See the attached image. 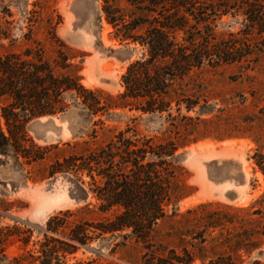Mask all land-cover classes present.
Segmentation results:
<instances>
[{
  "label": "trees",
  "instance_id": "trees-1",
  "mask_svg": "<svg viewBox=\"0 0 264 264\" xmlns=\"http://www.w3.org/2000/svg\"><path fill=\"white\" fill-rule=\"evenodd\" d=\"M101 4L115 36L142 50L141 58L122 76L123 92L116 98L80 84L67 46L54 34L48 39L54 56L47 58L38 41L32 42L35 48L20 53L8 51L3 41L11 48L14 40L0 27V155L7 157L12 148L16 162L44 161L46 150L28 144L25 127L35 119L64 113L69 108L67 95L80 100L91 116L130 108L143 115H165L167 127L161 138L134 132L129 136L127 129L103 143L93 132L91 143H82L79 153L55 160L48 176L69 180V196L78 203L92 195L104 218L75 220V213L61 212L47 221L36 253L11 260L5 248L16 232L0 227V264H66L79 248L116 238L122 242L115 247L126 249L123 259L129 264H243L230 253L246 250L247 244L231 249L222 233L211 237L232 223L225 214L209 211L210 204L176 214L175 206L189 188L180 182L181 169L175 162L179 150L213 133L210 126L220 129L200 119L208 109L199 74L234 65L252 71L264 59V0H101ZM227 17L239 30L217 34L218 23ZM24 38L31 41L30 35ZM197 107V116H189ZM83 210L90 212L88 205Z\"/></svg>",
  "mask_w": 264,
  "mask_h": 264
},
{
  "label": "rangeland",
  "instance_id": "rangeland-1",
  "mask_svg": "<svg viewBox=\"0 0 264 264\" xmlns=\"http://www.w3.org/2000/svg\"><path fill=\"white\" fill-rule=\"evenodd\" d=\"M101 5V0H0V27L8 29L14 40L11 48L9 41L3 45L20 53L35 48L32 42L38 41L48 58L54 56L48 41L54 34L67 46L80 84L116 98L123 92L122 76L141 58L142 50L115 36ZM221 23L217 34L239 30L229 17ZM25 35H30L31 41ZM198 79L208 109L200 119L212 121L220 129L210 126L213 133L209 137L176 153L179 180L189 188L175 206L176 214L210 204L209 211L225 214L232 222L211 237L222 233V239L230 240L231 249L244 242L246 250L242 247L233 254L227 252L243 264H264V59L252 71L234 65L205 70ZM66 102L69 108L64 113L35 119L25 127L28 144L46 150L44 161L16 162L12 148L7 157L0 155V227L16 232L5 248L10 260L36 253L47 221L61 212L75 213V220L104 218L92 195L85 203H78L69 196V180L61 175L48 176V167L55 160L79 153L82 143H91L93 132L96 141L103 143L127 129L131 130L129 136L134 132L139 137L161 138L167 127L165 115H143L117 107L105 115L91 116L74 96L67 95ZM198 110L188 115L195 118ZM87 205L90 212L83 210ZM167 211L170 215L172 206ZM120 242L118 238L95 240L67 257L66 264H129L123 259L126 249L115 247Z\"/></svg>",
  "mask_w": 264,
  "mask_h": 264
}]
</instances>
